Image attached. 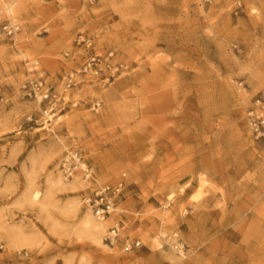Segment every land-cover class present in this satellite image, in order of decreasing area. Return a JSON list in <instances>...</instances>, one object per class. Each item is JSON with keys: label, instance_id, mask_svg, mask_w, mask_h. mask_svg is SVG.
Masks as SVG:
<instances>
[{"label": "rangeland", "instance_id": "rangeland-1", "mask_svg": "<svg viewBox=\"0 0 264 264\" xmlns=\"http://www.w3.org/2000/svg\"><path fill=\"white\" fill-rule=\"evenodd\" d=\"M0 264H264V0H0Z\"/></svg>", "mask_w": 264, "mask_h": 264}, {"label": "built area", "instance_id": "built-area-1", "mask_svg": "<svg viewBox=\"0 0 264 264\" xmlns=\"http://www.w3.org/2000/svg\"><path fill=\"white\" fill-rule=\"evenodd\" d=\"M8 29V28H7ZM10 27L8 30V35H12L14 30ZM96 60V57L92 58L88 62L87 65H85L84 70H88L91 68V63L93 64ZM41 85V82L39 83ZM38 85L34 86V89H31L29 92V96H31V93L36 95V87ZM42 102L47 103V107L43 110V115L46 118L47 121H50L52 116H54L53 111L54 108L50 101V95L47 91L42 94ZM61 168L62 172L68 177H72L73 174L76 172H81L82 177L85 182H88L91 184L92 187H90L88 193L84 196V205L89 208L95 217L99 219H105L108 218L115 210V199L121 198L125 189L126 184L124 180H121L117 182L114 185L110 184H100L95 179L93 170L86 167L85 164H82L80 159H76L73 157V160L71 161L69 159V156L66 155L62 162H61ZM123 228L119 229L116 227H113L110 229L109 234L105 238L106 244L111 247L115 248L117 244L120 243L121 251L124 253H132L135 250H138L141 247V244L138 240H130L127 237H123L121 234V230Z\"/></svg>", "mask_w": 264, "mask_h": 264}, {"label": "bare ground", "instance_id": "bare-ground-1", "mask_svg": "<svg viewBox=\"0 0 264 264\" xmlns=\"http://www.w3.org/2000/svg\"><path fill=\"white\" fill-rule=\"evenodd\" d=\"M80 182L79 180H73L69 183L70 186H76ZM54 186L61 187L62 180L61 179H56L52 183ZM40 195L38 193L32 195V200L35 202L37 198H39ZM109 226V221L105 219H99V218H94L92 217L91 213L89 211L86 212V215L83 219V222L81 223V230L83 232L87 231H94L96 233V240L98 242L101 241V234L105 233L108 229Z\"/></svg>", "mask_w": 264, "mask_h": 264}]
</instances>
